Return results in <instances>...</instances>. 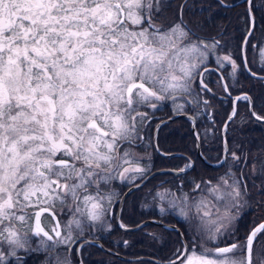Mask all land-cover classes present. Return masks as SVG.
I'll return each mask as SVG.
<instances>
[{
    "label": "snow or ice",
    "instance_id": "1",
    "mask_svg": "<svg viewBox=\"0 0 264 264\" xmlns=\"http://www.w3.org/2000/svg\"><path fill=\"white\" fill-rule=\"evenodd\" d=\"M245 2L251 27L240 45L241 63L231 52L216 57L217 69L230 65L233 79L241 66L257 77L244 55L255 27L252 0ZM166 7L170 0H0V264H25L19 253L36 251L46 253L45 264H71L52 253L60 246L78 252L73 245L84 236L85 220L106 223L112 181L125 183L127 195L140 189L148 169L130 146L149 116L139 109L175 102L178 91L192 95L193 81L202 66L208 71L209 53L219 47V41L193 38L183 20L186 4L178 5L175 20L158 22ZM223 80L222 75L221 86L231 96ZM200 86L212 91L202 79ZM239 101L251 106L246 93L237 95L229 121ZM125 143L129 147L121 151ZM231 158L241 159L235 152ZM226 162L227 156L218 160ZM225 176L215 185L193 182V192L208 196L189 197L182 188L180 196L169 189L156 193L168 202L162 214L171 209L198 222L187 242L179 233L181 246L167 264H264V222L243 239L237 235L247 186L241 188L231 166ZM57 204L73 219L63 226L56 220L46 231L41 218H55ZM32 236L39 238L37 248Z\"/></svg>",
    "mask_w": 264,
    "mask_h": 264
},
{
    "label": "flooded vegetation",
    "instance_id": "2",
    "mask_svg": "<svg viewBox=\"0 0 264 264\" xmlns=\"http://www.w3.org/2000/svg\"><path fill=\"white\" fill-rule=\"evenodd\" d=\"M252 4L251 16L254 17L255 27L252 36L249 37L244 55L247 57V65L251 71L264 76V63H262L264 0H252ZM227 5H234L232 6V14L187 17L189 21L196 19L198 25L202 28L199 32L193 31L195 33L194 39L199 37L206 43H211L213 40L219 41V47L216 49L215 54L209 53V58L205 62L208 71L205 72L202 66L200 69L202 75L193 81L192 95L178 91L174 94L175 102L168 99L160 102L156 109H139L141 112H146L149 119L140 126L139 138L135 144L130 146L132 151L141 157L140 166L148 169L146 179L157 169L180 170L189 163L192 164V167L187 168V171L180 175L169 172L162 173L161 176L150 177L138 191L133 190L131 195H127L122 205V198L129 191V187L118 179L112 181L110 188L114 190L115 195L113 196L110 214L105 217L106 223L85 220L83 223L84 236L78 244L73 245V248H77L79 251H69L66 246H60L52 253L53 256L59 255L61 259L68 257L71 264H81L79 259H81L82 264H134L135 262L124 260L120 256L138 257L140 256V249H143L147 252L144 255L154 257L160 261L166 262L173 259L174 251L181 246L179 233L184 234V241L187 242L188 237L196 235L198 222L195 220L189 222L171 209L162 214L160 208H168V202L167 200L161 201L156 197V193L169 189L176 196H180L182 188L184 193H188L189 197L208 196L206 192L199 190L193 192V182L211 181L215 185L219 178L225 176L229 171V166H231V172L235 174L236 178L241 180V188L244 185L247 186L243 197L246 203L241 209L240 219L236 222V227L239 229L237 235L243 239L253 227L264 222V150H262L263 153H255L258 150L257 148H253L251 144L244 145L240 132L242 128L232 125V121L241 108L247 109L255 120L257 119L252 115L250 108L257 115L264 116V80L251 76L243 66L235 74V79L228 75L232 71L230 65L225 64L223 68L217 69L216 57L226 55L229 52L233 54V58L236 59L238 64L241 63L240 45L251 27L248 5L245 0H232V3ZM206 18H211L215 22L212 25L205 24L203 21ZM227 20L232 21L228 34L219 31L222 28H227L226 24H221L222 21ZM210 26H213L212 28L216 31H210L208 29ZM246 26H248V30L244 34ZM222 75L224 76L223 83L230 86L228 91L231 96L221 86L220 78ZM249 77L254 79V84H251L253 80H249ZM201 79L212 90L211 92L201 91ZM247 84H251L250 92L238 94L237 90ZM243 93L251 98V106L247 101L236 103V115L228 124L224 138L223 126L233 111V100L237 95ZM197 100L200 101L199 104H197ZM204 101H207V105L203 103ZM177 105H181L182 108H177ZM183 113L191 117L164 123V125L168 124L166 129L163 131L160 129L157 136L163 151L180 153V155L174 157L162 156L157 152L154 143L156 126L162 120ZM193 122H195L196 134L192 128ZM259 122L264 123V121ZM198 139L200 140L203 157L217 166L207 164L201 156H198ZM225 141L227 142V153L225 152ZM127 147L129 145L125 143L121 146V151ZM233 152L241 157L239 163L232 160L231 153ZM224 154L227 156V162L220 165L218 160H223L225 158ZM194 155H197L206 166L215 170L201 168L193 171L196 163ZM251 155H254V157L251 158ZM225 178L230 179L226 176ZM136 182L140 183V181ZM71 219H73L72 212L68 208L62 209L57 204L55 218L50 215L42 216L41 224L46 231H50L56 220L63 226ZM150 220H157L160 223L145 224L139 229H134ZM93 223L96 227H92ZM121 223L126 228H121ZM108 224H111L110 229L107 227ZM171 226L177 227L180 231L177 229L176 231L171 230ZM73 227L75 228V225ZM61 231H63V227H61ZM86 241L88 243H85ZM38 244L39 238L32 236L31 246L37 248ZM256 247L259 250L261 244H257ZM19 254L24 256L25 264H45L47 259V255L43 251L31 252L26 256L23 252ZM148 264L158 263L149 262Z\"/></svg>",
    "mask_w": 264,
    "mask_h": 264
},
{
    "label": "trees",
    "instance_id": "3",
    "mask_svg": "<svg viewBox=\"0 0 264 264\" xmlns=\"http://www.w3.org/2000/svg\"><path fill=\"white\" fill-rule=\"evenodd\" d=\"M171 7H166L162 10V13L158 16V22L167 23L169 21L175 20L176 13L178 12V5L186 4V7L183 10V20L188 24V26L195 32H199L202 29L196 21V19L189 21L187 19L188 16L197 17V16H205L211 17L212 15H229L232 14V6L225 7L224 5L220 4L218 0H170ZM232 3V0H225V4ZM205 24L212 25L215 21L211 18H206L203 21ZM248 23V22H247ZM221 24H226L227 28H222L219 31L222 33H227L229 31L230 25H232V21H222ZM213 27V26H212ZM211 26L208 28L210 31H216ZM248 30V26L244 29V34H246ZM251 84H254V79L249 77ZM256 82V81H255ZM251 84H247L242 88L237 90V93L241 92H250ZM247 86V87H246ZM249 89V90H248ZM168 124L162 126V131L166 129ZM232 125H236L239 128H242L240 131L243 138L244 145L251 144L253 148H257L258 150L255 153H263L264 150V123L255 120L245 108H241L238 110V113L234 120L232 121ZM247 150V148H245ZM254 155H251L253 158ZM168 159V158H164ZM195 159V166L193 167V171L199 170L201 168H207L210 170H215L213 168H209L206 166L197 155H194ZM244 159V157H243ZM163 175V174H162ZM161 176V175H159ZM158 176V177H159ZM147 254V253H139ZM142 264H146L148 262H140Z\"/></svg>",
    "mask_w": 264,
    "mask_h": 264
},
{
    "label": "water",
    "instance_id": "4",
    "mask_svg": "<svg viewBox=\"0 0 264 264\" xmlns=\"http://www.w3.org/2000/svg\"><path fill=\"white\" fill-rule=\"evenodd\" d=\"M252 19L254 20V17H252ZM247 68L248 69H250L249 67H248V65H247ZM251 72H253V71H251ZM250 74V73H249ZM252 76V75H251ZM260 76H262V75H258L257 74V77H255V78H258V77H260ZM259 79V78H258ZM235 108H236V104H235ZM237 111V110H236ZM251 111H253L252 109H251ZM233 112V111H232ZM232 112H231V114H232ZM230 114V115H231ZM184 117H191V116H189L188 114H177V115H174V116H172V117H170V118H168V119H166V120H162V121H160L158 124H157V126H159V127H157L156 126V130H155V137H154V143H155V147H156V149H157V152L159 153V154H161L162 156H165V157H174V156H177V155H180V153H168V152H164V151H162L160 148H159V145H158V139H157V136H158V132H159V130H160V128H161V126L164 124V123H169V122H172V121H174V120H176V119H180V118H184ZM234 118V117H233ZM232 118V119H233ZM232 121V120H231ZM231 121H229V117H228V119L226 120V122L224 123V126H223V128H224V138H225V124H227V126H228V124L231 122ZM192 128H193V130H194V132H195V134H196V127H195V122H193V125H192ZM198 149H199V139H198ZM199 153H200V151H199ZM201 154V153H200ZM206 162H207V164H209V165H211V166H217V165H215V164H212V163H210V162H208L204 157H203V155L201 156ZM224 157H225V154H224ZM187 171V169L184 171V172H180V170H175V169H159V170H156V171H154L151 175H150V177H154V176H157V175H159V174H162V173H169V172H173V173H175V174H177V175H180V174H183V173H185ZM150 177H148L147 179H145L144 181H143V183L141 184V186L150 178ZM128 193V192H127ZM127 193L123 196V198H122V203H121V205L123 204V201H124V199L127 197ZM150 223H152V224H159L160 222L159 221H157V220H150V221H146V222H144V223H142V224H140L139 226H137L136 228H134V229H139L140 227H142L143 225H145V224H150ZM170 228H175V229H177L178 231H180L177 227H175V226H171ZM85 243H88V242H85ZM122 259H124V260H127V261H142V260H148V261H151V262H156V263H159V264H167V261L165 262V261H160V260H158V259H155V258H152V257H145V256H142V257H134V258H131V257H126V256H120ZM80 260V263L82 264V261H81V259H79Z\"/></svg>",
    "mask_w": 264,
    "mask_h": 264
},
{
    "label": "bare ground",
    "instance_id": "5",
    "mask_svg": "<svg viewBox=\"0 0 264 264\" xmlns=\"http://www.w3.org/2000/svg\"><path fill=\"white\" fill-rule=\"evenodd\" d=\"M164 125V124H163ZM162 125V126H163ZM161 126V127H162ZM161 129V128H160ZM160 131V130H159ZM194 131V130H193ZM195 133V132H194ZM158 134H159V132H158ZM159 148H160V146H159ZM161 149V148H160ZM162 150V149H161ZM163 151V150H162ZM199 151H200V153H199ZM165 152V151H164ZM197 154H198V156H202L203 155V152H202V149H201V145H200V140H199V149H198V141H197ZM157 170H159V169H157ZM160 175V174H159ZM152 224V223H151ZM142 256H145V257H151V256H148V255H144V254H142V255H140V256H138V257H142ZM152 258H154V257H152ZM156 259V258H155ZM142 261H144V262H150V263H156V262H151V261H148V260H142ZM142 261H130V262H135V263H140V262H142ZM148 263H146V264H148ZM141 264V263H140ZM159 264V263H158Z\"/></svg>",
    "mask_w": 264,
    "mask_h": 264
},
{
    "label": "rangeland",
    "instance_id": "6",
    "mask_svg": "<svg viewBox=\"0 0 264 264\" xmlns=\"http://www.w3.org/2000/svg\"><path fill=\"white\" fill-rule=\"evenodd\" d=\"M159 141L160 140L158 139V144H159L160 148L162 149V145H160L161 143ZM139 253H147V252L145 250H143V249H140V252ZM134 264H140V263H134Z\"/></svg>",
    "mask_w": 264,
    "mask_h": 264
}]
</instances>
